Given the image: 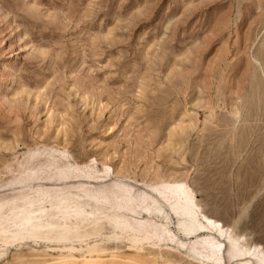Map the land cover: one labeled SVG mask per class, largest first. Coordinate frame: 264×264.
<instances>
[{
    "label": "rangeland",
    "instance_id": "374dc122",
    "mask_svg": "<svg viewBox=\"0 0 264 264\" xmlns=\"http://www.w3.org/2000/svg\"><path fill=\"white\" fill-rule=\"evenodd\" d=\"M174 187L199 223H220L243 249L221 264H258L249 260L264 256V0H0L3 211L28 194L101 207L93 197L107 195L151 225L158 190ZM82 218L69 232L14 230L0 264H213L157 240L131 248L106 218ZM217 231L197 234L225 242Z\"/></svg>",
    "mask_w": 264,
    "mask_h": 264
},
{
    "label": "bare ground",
    "instance_id": "6f19581e",
    "mask_svg": "<svg viewBox=\"0 0 264 264\" xmlns=\"http://www.w3.org/2000/svg\"><path fill=\"white\" fill-rule=\"evenodd\" d=\"M62 168H64V167H62ZM69 169H72V168H69ZM56 170H58V169H56ZM66 171H67V169H66ZM60 174H61V172H60ZM71 174L69 176H71ZM66 176H67V173H66ZM99 176H100V174H99ZM90 177L93 178V176H91V175H90ZM95 178L97 179L98 177H95ZM61 179L62 178H60V181H61ZM66 179H68V177ZM106 179H108V178H106ZM111 180L108 182L106 181L107 184L109 183V184H112L111 186H116L117 185V183H115L116 181L111 182ZM119 185H120V182H119ZM126 185H128V184L126 183ZM34 186H36V185H34ZM121 186H123V185H121ZM117 188L119 190V187H117ZM127 188H128V186H127ZM177 188L176 189H175V187L169 188V191L158 190V193L160 196L159 197L155 196L159 202L158 211H157V213H155V215H156L155 218H157V219H154L155 221H153V223H151V225H149L148 220H142L141 218H139L140 216L137 217L133 212H128L127 210H125L124 207L122 206V204L120 203V201L116 200L115 203H112L106 197L107 195L105 197H99L98 195H97L98 197H96V195H95V197H93V199L97 203L103 204V207H101V205L99 206L98 204L95 206H92L91 205L92 203L91 204L87 203L88 201L85 202L84 201L85 199L83 200V198L78 194H72V193L71 194L70 193L69 194H58L56 196L54 195V196L49 197L48 195L46 196L45 194H43V193L40 194L38 192H36V193H38L37 195H32V194L27 193L28 195L22 196L23 204L20 206H16V205L12 206V209L8 212L3 211L4 204H6V203L0 204V241L9 245L8 243L13 241L12 237L14 235L13 234L14 230H16V232L32 234L35 236L39 235V234H49L51 232H53V234L61 232V231L62 232L63 231L69 232V229L74 225L73 219L78 221V218L80 216H83L82 219H85L84 221H86V220L90 221L91 224H92V222H95V221H97L99 224V222L102 219L106 218L109 222V226H111L117 230H120L121 233L124 235L126 241L128 242L129 246L131 248L138 249V250H145L147 248H149L151 250V249L156 248V244H155L154 240H157L159 243L164 242V244L166 243L167 245H170V247H168V248L171 250H175L178 248L177 250L179 251V249H180V252H181V250L191 252V253L197 255L199 258L202 257L205 260H208L209 263H213V264H221L223 261H226V258L231 259V258L235 257L236 256L235 253H238V254L243 253V249L240 246H237L235 243L232 242V238L230 235L226 237L227 231L223 226L221 227L220 223H217L216 221H214L213 226L210 225L209 227H207L206 225H204L202 223H199L198 218L194 214L195 209L193 208L190 199L184 195L182 190H180L179 188L177 189ZM116 189H115V191H116ZM121 189L124 190L123 188H121ZM166 189H168V188H166ZM148 191H150V190H148ZM151 192H149V193H151ZM140 194H141V192H140ZM20 195H22V194H20ZM102 196H104V195L102 194ZM128 196H130V195H128ZM141 197H139V198H141ZM113 198H114V196H113ZM14 199H18V198L15 197ZM123 199H124V197H123ZM140 200L143 201L142 199H140ZM153 200L154 199H152V201ZM16 201L17 200H15L14 202H16ZM134 201H137V199ZM7 203L9 204L10 202L8 201ZM13 204H15V203H13ZM136 204H137V202H136ZM138 205H136V206H138ZM154 205H155V203H154ZM139 208H141V206H139ZM152 208H155V207L153 206ZM145 209L146 208H144V210ZM54 210H57L59 212L58 214L62 215V221H59L58 223L56 221H54V215H53ZM146 210L149 211V209H146ZM152 210L153 209L150 208V211H152ZM56 217H58V216H56ZM93 224L95 225V223H93ZM72 228H74V227H72ZM95 228H96V226H95ZM218 228H219V231H217V232H219V236L225 237V242L219 241V238L216 237L214 235V233L212 234V232H210L211 234H206V235L197 234V232H199V231H203L205 233V231L206 232L214 231V230H217ZM93 231H94V229H93ZM94 232L96 233V230ZM90 234H92V233H90ZM181 234H183V236ZM184 236H186L187 238L185 239ZM191 236H193V237H191ZM59 239H61V238H59ZM58 248L60 249V247H58ZM157 248H159V250L161 252H163L164 249H167V248H163L161 246H157ZM61 249H63V248H61ZM70 249H73V248L71 247ZM97 251H98V249H97ZM103 251H106V250H103ZM94 252H96V251H94ZM94 252H92V253L95 254ZM138 252L141 253V251H138ZM62 257H63V254H62ZM64 260H75V256H73V255L68 256L67 255L64 257ZM252 260H256L258 264H264V256L250 252L249 263H252Z\"/></svg>",
    "mask_w": 264,
    "mask_h": 264
}]
</instances>
